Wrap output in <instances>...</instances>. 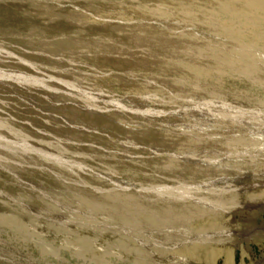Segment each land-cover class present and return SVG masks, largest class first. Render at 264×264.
<instances>
[{"label":"rangeland","instance_id":"obj_1","mask_svg":"<svg viewBox=\"0 0 264 264\" xmlns=\"http://www.w3.org/2000/svg\"><path fill=\"white\" fill-rule=\"evenodd\" d=\"M214 1L0 0V264H204L133 217L173 184L172 153L247 148L242 64L264 56V0ZM249 213L240 229L260 239Z\"/></svg>","mask_w":264,"mask_h":264},{"label":"bare ground","instance_id":"obj_2","mask_svg":"<svg viewBox=\"0 0 264 264\" xmlns=\"http://www.w3.org/2000/svg\"><path fill=\"white\" fill-rule=\"evenodd\" d=\"M209 1L212 0H204V4ZM167 2L179 5V0ZM193 2L201 4L198 0ZM229 2L231 7H246L247 4L245 0ZM255 5L262 7L259 0H256ZM248 57L244 58L242 72L249 87L240 92L241 128L236 137L238 145L247 148L240 147V151H237L239 146L234 147L231 156L216 153L215 156H205L206 165L194 162V166L170 163V160L177 159L174 157L175 153H172L164 162V166L168 173L170 172L166 173V177L172 179L170 182L173 184L157 185L160 189L155 191L159 197H149L144 209L149 213L147 219H144V216L133 217L137 227L143 231L148 230V236L156 234L153 230L157 229L160 232V240H180L174 251L183 255L189 263L208 264V260H213L211 264H216L215 261L224 255L221 264H234L236 253L239 254V264H255L253 260L256 256L247 249L248 242L254 239L260 250L264 249V56ZM214 163L222 167L214 166ZM243 213H249L250 218L258 220L256 230L260 232V239L257 236L249 237L253 234L250 227L240 229L243 217L240 214ZM194 220L197 223H193ZM206 222L210 224V229L205 228ZM258 232L254 234L257 235ZM259 257L260 255L257 259Z\"/></svg>","mask_w":264,"mask_h":264}]
</instances>
